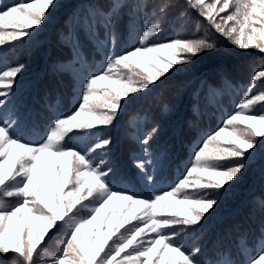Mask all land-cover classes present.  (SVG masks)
Wrapping results in <instances>:
<instances>
[{"label":"snow or ice","instance_id":"1","mask_svg":"<svg viewBox=\"0 0 264 264\" xmlns=\"http://www.w3.org/2000/svg\"><path fill=\"white\" fill-rule=\"evenodd\" d=\"M57 3L17 0L0 7V48L30 39ZM121 7V0H112L108 8L90 4L77 18L79 28L64 37L71 41L72 59L58 62L53 71L80 79L79 99L67 112L54 110L39 139L24 134L18 114L6 110L0 116V200L15 199L9 207L0 206V264H37L46 238L62 229L65 239L52 264H264V197L253 201L256 223L237 227L233 241L218 243L206 260L200 259V247L188 249L177 240L203 227L201 221L218 208L251 162L264 161V68L252 74L243 98L221 125L195 144L184 172L167 188L158 187L160 178L151 171L161 151L153 147L159 124L137 137L142 157L134 161L137 172L130 177L93 156L112 145V138L97 130L112 127L136 94L151 92L162 77L217 48L207 37L161 39V25L170 16L181 21L198 15L236 48L264 54V0L135 5L132 11L144 14L145 27L136 45L117 50ZM98 28L104 29L103 40ZM80 29L107 49L100 68L82 78L74 68L83 61ZM24 69V64L0 67V108H6ZM81 134L88 141L83 147L73 142ZM80 209L88 215L79 216Z\"/></svg>","mask_w":264,"mask_h":264},{"label":"trees","instance_id":"2","mask_svg":"<svg viewBox=\"0 0 264 264\" xmlns=\"http://www.w3.org/2000/svg\"><path fill=\"white\" fill-rule=\"evenodd\" d=\"M14 2L17 0H0V7ZM121 2L123 7L119 10V23L115 27L117 50L136 45L145 27L146 17L142 12L134 14L132 7L138 4L152 5L157 0ZM111 3L112 0H58L56 11L30 39L0 48V67L25 65L17 77L19 86L7 98L6 108H0V116L6 110L13 116L18 114L24 134L36 140L43 135L54 110L67 112L76 105L80 79L55 72L53 66L72 59L71 41L66 42L64 37L68 36L70 29L79 28L77 18L86 14L88 6L94 4L108 8ZM145 11L150 12L151 8L147 7ZM161 27V39L177 34L186 38L207 37L217 44V48L197 57L192 65L182 66L181 71H173L162 77L151 92L136 94L112 127L97 130L99 136H110L112 145L109 151L97 150L93 156H102L122 177H130L137 172L134 161L142 157L137 137L159 124L160 134L154 139L153 147L161 151L157 165L151 171L160 178L158 187L167 188L184 172L190 152L200 138L220 126L226 114L231 113L243 98L252 74L264 68V54L236 48L195 14L181 21L170 16ZM77 35L83 61L74 68L78 77L82 78L89 70L100 68L107 49L88 39L82 29L77 31ZM104 38V29L98 28V39ZM209 85L212 87L209 88ZM260 86L258 82L257 88ZM83 135L86 134L78 135L73 141L80 147L88 143L83 140ZM135 190L139 192L141 187H135ZM262 197L264 161L257 158L250 163L239 182H234L232 190L225 195L218 208L201 221L203 227L196 226L195 231L189 230L182 238H177L178 242L188 249L200 247L204 252L201 260L210 258L218 243L227 245L233 241L237 227L243 230L256 223L251 215L253 201ZM13 203L14 198L0 200L3 207ZM77 214L86 216L88 212L80 209ZM65 232L66 229H62L51 239L46 238L37 264H52L54 256L61 251Z\"/></svg>","mask_w":264,"mask_h":264}]
</instances>
